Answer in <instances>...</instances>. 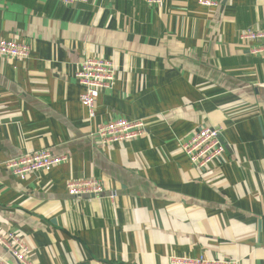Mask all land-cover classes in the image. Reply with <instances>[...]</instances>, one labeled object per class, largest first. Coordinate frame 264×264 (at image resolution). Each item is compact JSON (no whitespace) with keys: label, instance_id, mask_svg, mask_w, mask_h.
<instances>
[{"label":"crops","instance_id":"crops-1","mask_svg":"<svg viewBox=\"0 0 264 264\" xmlns=\"http://www.w3.org/2000/svg\"><path fill=\"white\" fill-rule=\"evenodd\" d=\"M217 2L0 0V39L31 48L26 61L0 58V232L19 236L31 264H264V54L239 40L264 30V0ZM87 58L114 69L94 122L75 80ZM110 119L144 120L146 135L100 149L92 134ZM207 126L225 155L197 170L179 146ZM41 149L67 161L25 181L2 165ZM91 178L101 197L68 195Z\"/></svg>","mask_w":264,"mask_h":264},{"label":"built area","instance_id":"built-area-1","mask_svg":"<svg viewBox=\"0 0 264 264\" xmlns=\"http://www.w3.org/2000/svg\"><path fill=\"white\" fill-rule=\"evenodd\" d=\"M67 7L85 4L88 0H58ZM149 7H159L165 0H144ZM200 7L213 9L218 6L217 0H197ZM245 44H255L251 47L252 55L264 54V30H246L239 36ZM31 55V48L18 39H0V58L26 61ZM76 83L82 88L80 105L86 111L87 119L94 122L96 119L95 103L98 94L109 90L114 82L113 66L104 60L87 58L79 65L75 73ZM264 88V81L262 83ZM144 120L110 119L96 126L92 134L98 140L100 149L108 148L114 144H124L138 140L146 135ZM186 156L189 164L197 170H206L215 166L217 161L225 155V144L221 138L220 128L201 127L194 132L188 140L179 146ZM67 161L65 157H56L47 149L26 153L17 158L5 160L3 167L12 176L25 181L36 173H49L61 163ZM66 190L69 196L80 198L82 196L101 197L104 192L103 184L94 178L72 180ZM115 198V193L108 196ZM0 249L2 253L10 256L16 264H31L29 248L21 241L19 236L12 232H0ZM0 264H8L0 255ZM169 264H239L237 260L208 259L206 257H172Z\"/></svg>","mask_w":264,"mask_h":264}]
</instances>
